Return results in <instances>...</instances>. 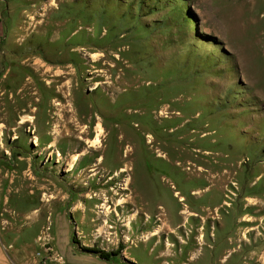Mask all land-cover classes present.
<instances>
[{
    "label": "rangeland",
    "instance_id": "374dc122",
    "mask_svg": "<svg viewBox=\"0 0 264 264\" xmlns=\"http://www.w3.org/2000/svg\"><path fill=\"white\" fill-rule=\"evenodd\" d=\"M0 264H264V0H0Z\"/></svg>",
    "mask_w": 264,
    "mask_h": 264
},
{
    "label": "bare ground",
    "instance_id": "6f19581e",
    "mask_svg": "<svg viewBox=\"0 0 264 264\" xmlns=\"http://www.w3.org/2000/svg\"><path fill=\"white\" fill-rule=\"evenodd\" d=\"M35 61V60H34ZM41 65V64H40ZM51 73V72H50ZM55 79V78H54ZM47 88H48V86H46ZM23 93V91L20 93V94H22ZM14 98V97H13ZM37 102V101H36ZM50 106V105H49ZM51 106H54L55 108L54 109H56V107L57 106H59V104L58 103H56L55 105H51ZM36 109V108H35ZM24 112V111H23ZM72 113L73 114H75V115H77L78 114V110H76V109H72ZM163 114V113H162ZM79 119V118H78ZM29 121V117L27 116V115H24L23 117H22V121L21 122H23L24 124L25 123H27ZM102 124V123H101ZM101 124H99V125H97V131H98V135H97V139H96V141H95V144L96 145H98V147H97V151L98 152H100V151H102V150H104L105 149V147H104V143L106 142V138H107V136H108V134H106V131L104 130V128H103V125H101ZM127 134V133H126ZM125 134V135H126ZM110 136V135H109ZM108 136V137H109ZM126 139H127V137H129V136H124ZM103 138V139H102ZM151 138V137H150ZM149 138V139H150ZM124 138H121L120 140H123ZM125 140V139H124ZM149 145H153L154 143H155V140L152 138L151 140H149L148 142H147ZM157 144V143H156ZM96 152V151H95ZM99 160H100V162L99 163H96V166H100L101 164H102V162L104 161V159H101V157L99 158ZM95 167V166H94ZM102 167V166H101ZM100 167V168H101ZM98 168V167H97ZM128 170V169H127ZM126 169H121L120 171H121V174L123 173V172H125V171H127ZM200 171H203L202 169L200 170ZM105 172V171H104ZM97 174V173H96ZM118 175V174H117ZM116 176V175H115ZM120 176V175H119ZM131 180H132V178H131ZM130 187V186H129ZM132 197V196H131ZM127 200V199H126ZM186 212V211H185Z\"/></svg>",
    "mask_w": 264,
    "mask_h": 264
}]
</instances>
